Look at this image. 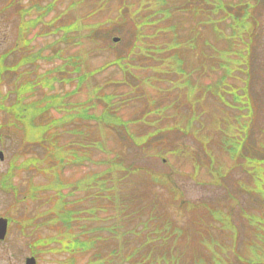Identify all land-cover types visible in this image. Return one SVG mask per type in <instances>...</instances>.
I'll use <instances>...</instances> for the list:
<instances>
[{
    "label": "rangeland",
    "instance_id": "1",
    "mask_svg": "<svg viewBox=\"0 0 264 264\" xmlns=\"http://www.w3.org/2000/svg\"><path fill=\"white\" fill-rule=\"evenodd\" d=\"M21 9L24 12L19 16ZM33 19L37 27L21 36V25ZM240 20L246 25L245 33H236ZM50 21L55 31L46 35ZM73 23L76 27L61 35V28ZM113 37L119 38V42L113 43ZM23 39H27V45L22 48ZM53 43L58 45L50 48ZM39 49L44 50L43 59L37 60L32 71L28 64V82L39 81L36 92L30 95L35 100L57 95L63 103L60 113L48 112L49 119L60 122L66 113L73 115L83 109L86 115L96 118L107 113L119 122H127L128 134L118 133L95 120L75 119L63 126L58 122L57 128L72 127L83 133L71 138L66 132L64 141L58 142V151L66 162L71 161L72 154L94 161L60 169L50 158L47 143L51 131L43 146L23 142L22 132L14 127L8 111L15 106L12 91L18 83L14 82L15 77L2 80L0 152L4 160L0 161V218L8 220V227L5 238L0 240V264H24L35 250V241L58 236L60 226L52 227L53 221L49 224L46 218L38 221L37 217L46 211V203L54 197L48 190L60 195L61 189L62 211L71 213L72 221L75 220L72 210H82L83 221H75L81 231L75 229V233H80L76 237L85 241L97 237L91 238L85 214L91 207H97L90 210L97 217L93 215L90 220L106 223L98 226L111 225V219L121 220L119 212L114 213L103 203L102 199L112 194L115 208L125 202L138 219L125 228V233L136 234L139 230L131 227H141L140 243L159 244L153 232L166 224L183 230L181 237L160 244L156 264H162V255L167 251L175 255L174 264H192L195 252L189 247L194 244L196 230L201 237L208 236L207 250L213 264H223L222 258L227 255L234 257L232 264H237L240 257L247 264L255 262L261 252L258 240L264 235V222L250 213L256 210L264 217V207L247 197L240 198L242 195L233 194L243 203H231L226 196L234 193L239 178H248L249 181L239 180L236 191L264 202V138L260 140L255 129L264 127V0H0V55L11 52L5 64L13 66L30 50ZM224 52H230L229 58L240 62L228 69L227 74L225 68H220L219 56ZM238 52L242 54L241 60L232 55ZM69 59L74 60L70 63L75 62L78 71L66 65ZM57 68L61 69L59 75L55 73ZM78 77L81 82L75 80ZM51 85L53 90L49 89ZM215 92L222 100L218 101ZM227 93H236L244 101L240 113L231 108L233 98ZM163 105H168L165 112ZM197 124L200 126L196 128ZM248 127L245 142L249 153L245 146H237L235 155L228 153L226 148L231 141L240 142L238 134ZM130 137L143 141L144 149L131 144ZM193 137L206 142L203 149L206 155L201 154L203 150ZM87 143H91L89 148L83 150ZM240 150L245 151V159L238 155ZM30 158L37 161L31 162ZM246 159L256 165L251 180ZM28 160L37 164L35 169L27 167ZM113 163L140 170L134 174L107 173ZM157 174L168 176L180 188L183 206H178V201L174 203L172 195L163 190L165 186L152 183L151 177ZM90 177L91 191L89 183L83 192L75 189L77 183ZM97 182L104 184V191H96ZM108 187L110 190L106 192ZM204 206L223 209L231 216L207 210L224 231V241L217 226H208ZM239 207L243 209L239 211ZM63 227L65 234L67 226ZM211 235L223 242L221 247L215 246ZM121 239L100 233V242L107 248ZM126 240L138 241L133 236ZM116 247L117 262L123 264L122 254L130 253V245L124 251ZM100 248L104 250L102 244ZM82 254L73 259L71 252L47 251L39 253L36 260L37 264H85L89 254ZM96 264L111 263L107 257Z\"/></svg>",
    "mask_w": 264,
    "mask_h": 264
},
{
    "label": "trees",
    "instance_id": "2",
    "mask_svg": "<svg viewBox=\"0 0 264 264\" xmlns=\"http://www.w3.org/2000/svg\"><path fill=\"white\" fill-rule=\"evenodd\" d=\"M23 12L24 11L21 9L20 14H23ZM244 16L248 17L247 13H244ZM40 17L43 18V15H40ZM42 23H44V21H42L41 24ZM47 24L49 28H48V32L46 33V35L53 34L55 31V27L51 26V21L47 22ZM21 26L22 27L20 28V32H21L20 35L22 36V34L29 33L30 28L35 29L37 27L36 20L33 19V21H28V23H24ZM236 26H237L235 29L236 33H238L237 31L245 33L244 31H246V25L243 24V20H240ZM75 27L76 25L74 23L70 26L62 27L61 35L62 33L63 35L69 34L70 32L69 29H74ZM42 30L45 31L47 30V28L46 29L44 28ZM56 41L57 40H55L54 43H56ZM22 42H23V45H22V48H23L27 45V39L25 40L23 39ZM52 46L50 48H52ZM45 48H46L45 50H48L47 45L45 46ZM15 50H17V46L13 49V51ZM228 50H231V49L229 48ZM43 51L44 50L42 49L34 50V51L30 50L26 55L21 56L20 59H18L13 66L5 64V61L10 56L11 52L5 53L2 56L0 55L1 56L0 58V64H1L0 66V86L4 78L9 79V78L15 77L14 82L16 84L18 83L16 88L13 89L14 91H12L13 92L12 96L15 98L16 103H15V106H13L11 109H8L10 113L9 116L13 122L14 127L20 128L22 135H23L24 143L33 144L35 146H43L45 144L46 135L48 134V131H51L50 135H48L49 139L51 140H49V143H47V145L50 147V150H51L50 158L53 161V163L56 164L57 167H59L60 169H63L65 167L80 166L85 161H88V160L92 161V160L89 157H85V156L80 157L75 154H72L71 161L67 163L66 158L63 156V153L61 151H58V148H59L58 142L61 140L64 141L63 136H66L64 135V131H66V129H67L68 134L69 133L72 134L70 135L72 138L79 137V135H77L78 132L71 130V128H65L63 130L62 126L64 124H67L70 121L75 120V118L78 117L79 115H80V118L81 117H83V119L86 118L84 116L85 114L83 112L78 113V115L75 117V115H72V114L67 115L66 113L65 116L62 119H60V122L58 121L60 124H62L61 128H57L58 122H56L53 119H49L47 116L49 115L48 112L50 110L51 111L49 113L53 111L60 113L63 110V107L60 108V106H62L63 104L62 98L60 96L51 94L52 96L46 95V96H42L39 99L35 100L30 95L36 92V88L39 85L38 84L39 81L35 83L28 82V78H27L28 64L31 67L30 71H32V68L36 67L35 63L37 62V60L40 61L43 59L42 58ZM40 54H41V58H40ZM230 55H231L230 52H224L222 55L219 56V59L220 60L223 59L226 64L225 69H228L229 66L232 64V59L229 58ZM232 55L242 56V54H240L239 52L237 54L234 53ZM71 60L74 61L73 59H69L66 65L74 66L75 71H77L76 63L73 62L71 64L70 63ZM60 70L61 69L57 68L55 70V73L59 75ZM50 73L52 74L54 73V71L53 72L51 71ZM225 73L227 74V72ZM63 74L65 73L63 72ZM29 80H33V78L30 77ZM79 81L81 80L79 79ZM53 87L54 86L51 85L49 89L53 90ZM216 94H218V92ZM28 95L30 98V102H28ZM106 119L107 117L104 116L102 117V120L100 119L98 120L103 124H106V125L110 124V122L105 121ZM248 132H249V127L245 129V139H246V135ZM261 138H264V136L262 135ZM90 144L91 143H87L86 145H84L88 147H84L83 150H87ZM235 145H236L235 142H232L231 146L228 148L229 149L228 151L233 155H235V152H236ZM243 145L249 152V147L247 143L244 142ZM30 160L31 162L37 161L36 159H33V158H30ZM31 162L28 160L27 167L32 166L35 169V166H37V164L32 165ZM250 163L252 165L254 164V162H251V161ZM25 166L26 164H24L23 167ZM113 167H114V163L112 164V166H110V168L106 172L110 173L111 169L113 170ZM254 167L256 168V165H254ZM92 177H90V179L87 181L79 182L76 185L75 189L81 192L80 188L84 189V186L88 185V183L90 185L89 188H91L93 185ZM237 185H238V182H237ZM237 185H235L234 187L236 188ZM96 188L100 192L104 190V184L102 182H97ZM235 188L233 189L234 193L230 192L226 196V198L231 203L235 199V196L233 194L235 195L237 194V191L235 190ZM109 190H110V187L107 188L106 192H108ZM53 192L54 193L52 194L54 197L46 203V205H48V207H46L45 205L46 211L44 213L38 214L39 216L37 217V220L39 221L41 219L46 218L49 224L53 221L52 227L60 226V229H58L57 231L58 236L56 239H49V238L38 239L36 242H34V245L44 247L52 243V245H55L58 248L59 251H56L57 253H63V251L71 252V258L73 259L80 253H84L82 255H87L88 253L89 258L85 264H96L102 259H105L107 257L109 258V262L111 264H121L117 262L119 255H118V250L116 246H118L121 250L124 251L127 244L130 245L129 250H128L130 251V253H127L125 255L122 254L121 261L123 264H156L157 258H158L156 253L157 251H160V249H162L160 248V244H164L168 239H171V238L176 239L178 236L181 237L183 234V230L179 228L178 226L172 227L171 225L166 224L162 228H156L155 231L153 232V237L155 241L159 244L151 243V242L140 243V240L142 238V232L140 231L141 227H138V228L131 227L132 230H139V232H137L136 234L128 235V232H126L127 234L125 233V228H127V226H131V224L138 219L133 216L131 210L127 208L125 202H121L119 207L115 208V205L112 202V201H115V196H113L112 194H108L106 198L102 199L104 200L103 203L104 205L110 206L114 213L116 211L119 212V217L121 218V220L117 222L116 220L113 221V219H111L112 220L111 225H108L106 227L98 226V225H106V223L100 222L97 219L90 220L93 218V215L97 217L96 213H94L93 211H90V210H96L97 207H91L90 209L87 208L88 210H87V213L85 214H86V217H88L89 219L88 223H89L90 233H92L91 238L93 239L94 235H97V237H95L93 240L85 241L86 239H81V236L76 237V235H80V233H75L76 230L77 232L81 231V226L79 225V223H75V221L76 220L78 222L83 221L82 219L84 216L81 213L82 210H80L79 208H78L79 211L72 210L75 216V220L72 221L73 220L72 214L64 213L62 211L64 209L63 200L61 201V198L63 195L62 189H61L60 195L58 194V191L54 190ZM49 193H51V191H49ZM173 200H175L174 203L176 204L178 201V206L180 207L183 206V204L180 202L179 197L177 195L173 197ZM60 205L62 206V209ZM209 207L211 206H208V207L204 206V208L206 209L205 210L206 212L203 211L204 214L208 213L207 210H210V211L217 210V209H213ZM191 208L192 207L188 206V209H191ZM122 210L123 212H121ZM77 213L80 215H77ZM63 225L67 226V231L65 234H64ZM40 227L41 226H39L38 228ZM42 228H45V227L42 226L41 229ZM102 232H104L110 238L117 239L119 237H122V239L121 241L113 242L111 247L107 248L105 243L100 242V233ZM195 235H196L195 237L196 239L194 240V244L189 247V250L191 249V251L195 252L192 255V264H195L197 262L199 264H213L211 262L214 260L210 256L207 250V245L210 244V242H208L205 238L201 237L196 232H195ZM128 236H133L136 239H138V241L136 243H127L126 239ZM147 236H150V233H148ZM100 244L103 245L104 250L100 248ZM211 246H213L214 250H215V246L218 247L217 245L214 246L213 243L211 244ZM174 256L175 255H173L170 251H167L166 253L162 255V264H174L175 263ZM229 256L230 255H227L226 257L222 258V261L224 262V264H232L231 260L234 257L232 256L230 260L228 261Z\"/></svg>",
    "mask_w": 264,
    "mask_h": 264
},
{
    "label": "water",
    "instance_id": "3",
    "mask_svg": "<svg viewBox=\"0 0 264 264\" xmlns=\"http://www.w3.org/2000/svg\"><path fill=\"white\" fill-rule=\"evenodd\" d=\"M116 41V40H114ZM3 159V156L0 152V160ZM6 228H7V221L5 219H0V240L4 239V236L6 234ZM26 264H35L33 259H28L26 261Z\"/></svg>",
    "mask_w": 264,
    "mask_h": 264
}]
</instances>
